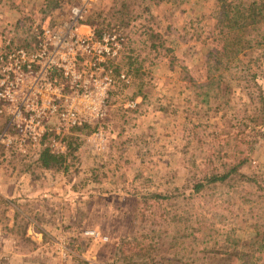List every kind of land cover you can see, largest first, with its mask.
Returning <instances> with one entry per match:
<instances>
[{
  "label": "rangeland",
  "instance_id": "obj_1",
  "mask_svg": "<svg viewBox=\"0 0 264 264\" xmlns=\"http://www.w3.org/2000/svg\"><path fill=\"white\" fill-rule=\"evenodd\" d=\"M219 11L218 0L92 4L86 23L95 16L92 28L101 23L99 33L116 29L123 36L101 136L88 140L90 130H72L61 166L48 169L0 147V175L9 181L3 191L13 193L10 181L23 173L38 180L21 200L0 198V264L240 263L213 258L204 226L228 227L234 218L208 207L217 191L189 198L195 166L236 154L248 140L242 124L257 96L264 100V55L254 61L264 44L228 75L216 102L195 96L190 83L203 79ZM56 12L44 0H0V44L30 47L34 28ZM252 169L264 171V131L242 167ZM179 214L185 219H172ZM248 264H264V253Z\"/></svg>",
  "mask_w": 264,
  "mask_h": 264
},
{
  "label": "built area",
  "instance_id": "obj_2",
  "mask_svg": "<svg viewBox=\"0 0 264 264\" xmlns=\"http://www.w3.org/2000/svg\"><path fill=\"white\" fill-rule=\"evenodd\" d=\"M95 1L59 4V17L34 28L30 47L8 40L0 44V147L5 152L31 160L43 149L63 154L66 137L84 124H96L88 140L101 136L123 36L116 29L94 33L86 19Z\"/></svg>",
  "mask_w": 264,
  "mask_h": 264
},
{
  "label": "trees",
  "instance_id": "obj_3",
  "mask_svg": "<svg viewBox=\"0 0 264 264\" xmlns=\"http://www.w3.org/2000/svg\"><path fill=\"white\" fill-rule=\"evenodd\" d=\"M60 2L44 0L45 9L52 11ZM218 2L220 11L216 15L214 44L207 50L203 60V79L190 83L195 96L203 104L216 102L221 92L229 86L228 75L238 67L243 58L252 56L264 44V0ZM95 18L89 16L90 26H93ZM101 29V23L93 28L96 35ZM260 55H264V52L259 53L254 61H258ZM182 72L186 73L183 66ZM258 89L260 90L259 86ZM254 108L255 111L242 124L245 127L242 134L248 137V140H243V147L218 165L209 162L211 165L205 163L206 167L201 168V164H197L191 175L192 190L189 198L207 190L217 191L216 196H213L214 193L210 194V198L206 200L208 207L216 209L218 214L226 210L234 218L240 217L245 224L243 226L233 218L228 227L216 226L215 223L204 226L208 228L213 258L220 261L235 259L240 261L239 264H248L254 254L264 253V171H242L247 161V153L264 131V100L261 96H257ZM95 125L84 124L73 130L91 131ZM67 149L63 154L43 149L33 160L34 164L44 169L61 166ZM155 197L158 200H168L173 194H158ZM184 197L181 195L182 200L187 198ZM172 219L182 221L185 217L179 214Z\"/></svg>",
  "mask_w": 264,
  "mask_h": 264
},
{
  "label": "crops",
  "instance_id": "obj_4",
  "mask_svg": "<svg viewBox=\"0 0 264 264\" xmlns=\"http://www.w3.org/2000/svg\"><path fill=\"white\" fill-rule=\"evenodd\" d=\"M29 177V178H28ZM7 178L0 175V198L4 202H10L11 199L13 200H21L23 198L22 193L25 191L30 190L32 188V185L37 183V179L30 177V175L23 173L20 176H17L15 180L13 179L12 185L14 187L13 193H6L3 191V187H5L4 184H6L9 181H6ZM2 224H0V233H3Z\"/></svg>",
  "mask_w": 264,
  "mask_h": 264
}]
</instances>
